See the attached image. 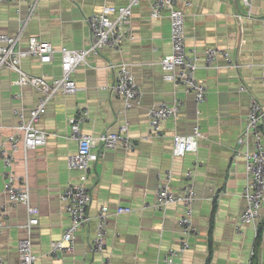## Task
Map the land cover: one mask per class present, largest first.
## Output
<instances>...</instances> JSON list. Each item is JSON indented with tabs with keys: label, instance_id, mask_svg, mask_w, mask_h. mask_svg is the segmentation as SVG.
Returning <instances> with one entry per match:
<instances>
[{
	"label": "crops",
	"instance_id": "0c3cea01",
	"mask_svg": "<svg viewBox=\"0 0 264 264\" xmlns=\"http://www.w3.org/2000/svg\"><path fill=\"white\" fill-rule=\"evenodd\" d=\"M185 1L191 3L185 5ZM128 0H40L20 35L18 48L24 50L28 38L35 36L50 42L57 50L53 60L42 64L36 57H24L22 70L31 75H45L49 80L61 76L59 49H80L89 42L85 18L100 13L104 5H125ZM185 10L184 34L188 53L196 54V76L207 88V97L196 115L193 94L182 85L174 86L162 78L161 58L170 53V22L166 11L158 18L150 16L149 0H139L132 15L122 25L126 37L121 51L104 47L90 54L87 64L73 74L77 84L74 94H56L36 126L47 131L46 143L14 152L12 166L25 174L29 183L30 203L39 209L38 225L30 235L36 264H163L162 256L178 246L181 239L178 219L181 203L160 210L153 206L157 185L170 173V189L178 192L186 183L184 171L194 167L190 181L196 192L193 223L196 233L189 238L187 252L177 257L180 264H264V200L256 227L247 226L241 234L234 224L244 208L245 144L237 139L244 134L246 114L252 100L264 109V0H179ZM27 16V3L0 1V32L17 35L20 19ZM219 47L228 51L235 66H227L218 54L207 65L204 50ZM126 60L141 90L138 102L125 112L122 99L108 87L113 81L109 62ZM18 74L0 70V144L8 146L7 137L18 119L13 109H29L41 97L30 85H18ZM244 88V90L241 89ZM180 102L175 118L161 126V134L146 138L150 125L149 107L165 102ZM87 109L82 131L98 136L105 131L119 132L126 125L135 143L132 150L122 147L105 150L89 166L87 184L91 203L89 222L76 232L70 249L49 256L51 242L62 237L68 223L60 195L65 187L78 181L79 172L69 169L67 155L77 150V141L69 137L68 119ZM198 123L202 138L195 152L183 157L172 155L173 135L191 133ZM240 152L241 154H237ZM195 165V166H194ZM5 171L0 158V213L4 227L0 232V256L9 263L17 261L18 240L26 236L27 221L23 204H12L3 190ZM107 205L108 220L104 254L92 253L89 244L94 236L96 214ZM144 204L146 207H144ZM117 206L129 207V213L114 214ZM259 244L256 245L258 229Z\"/></svg>",
	"mask_w": 264,
	"mask_h": 264
},
{
	"label": "built area",
	"instance_id": "2783aa9c",
	"mask_svg": "<svg viewBox=\"0 0 264 264\" xmlns=\"http://www.w3.org/2000/svg\"><path fill=\"white\" fill-rule=\"evenodd\" d=\"M1 1V0H0ZM15 2L24 1L27 3V16L20 19V28L17 35H9L0 32V70L9 69L18 74L15 81L18 85L33 86L41 95L35 105L29 109L27 118L23 110L13 109L17 116V123L13 132L7 137L8 146L0 144V158L3 160L5 171L3 177V190L12 204L20 203L25 206L27 221L23 225L26 236L18 240L17 261L9 263L0 256V264H36V256L32 252L31 228L38 225L39 209L30 203L29 183L27 175L17 174L12 166L14 152L21 144L27 149H35L46 143L48 132L36 126V123L46 112L47 105L53 97L58 94H74L78 87L73 79L76 69L87 64V57L90 54L99 53L104 47L115 51H121V43L126 37L122 25L132 15V7L139 3V0H128L125 5H104L98 14H92L85 18L89 28L90 42L86 47L80 49H68L61 47V76L47 79L45 75H31L25 73L21 68V60L24 57H36L40 63L45 64L53 60L57 51L50 42L40 40L35 36L28 38L27 48H18L20 35L30 18L35 13L40 0H11ZM250 4L251 0H242ZM179 0H149L150 16L158 18L166 11L170 22V53L163 56L159 62L162 78L174 86L182 85L186 92L193 94L197 110L196 115H201V105L207 97L206 85L197 78V57L196 54L188 53L185 46L184 17L185 10L178 7ZM190 6L189 1H185ZM207 65L209 66L216 56L220 54L227 66H235L227 50L219 47H210L204 50ZM132 64L126 60L109 62L107 68L113 72V81L108 89L110 93L124 102L125 112L130 106L139 101L141 90L131 70ZM264 85V76L262 77ZM244 90L243 87H241ZM180 107V102L174 100L172 104L165 102L157 103L147 110V117L150 125L146 138L157 137L161 134L162 124L170 117L175 118ZM87 109L79 111L75 116L68 119L70 127L69 137L77 141V150L67 155L66 161L69 169L79 172L78 181L65 187L60 195L64 211L68 216V223L62 233V237L51 242L48 252L49 256L55 257L57 252L63 249H70L74 244L76 232L85 226L90 218L87 208L91 203V195L87 184L89 166L94 164L101 154L108 149L122 147L125 150H132L135 143L127 133L126 125L120 127L119 132L105 131L98 136H93L82 131V122L87 118ZM200 125L196 123L191 133L173 135L172 155L183 157L187 153L195 152L198 142L202 138ZM238 144H245L243 151L245 186L243 189L244 208L235 221L234 230L241 234L247 226L256 227L261 218L262 204L264 200V109L254 100L251 101L246 114V125L243 136L237 139ZM237 154H241L238 152ZM195 166V165H194ZM194 177V167L184 171L186 183L178 191L170 189V173H167L157 185L155 201L153 206L163 210L174 203L183 205V214L178 219L181 239L178 246L166 251L161 260L163 264H180L177 257L183 255L190 247L189 238L196 233L193 223V203L196 199V192L190 181ZM144 207L146 205L144 204ZM131 208L117 206L114 214L129 213ZM3 213H0V232L4 227ZM111 212L105 204L100 205L96 214V226L94 236L89 244L92 253L104 254L106 249V234L108 220ZM101 264H106V257L103 256Z\"/></svg>",
	"mask_w": 264,
	"mask_h": 264
},
{
	"label": "trees",
	"instance_id": "16d2710c",
	"mask_svg": "<svg viewBox=\"0 0 264 264\" xmlns=\"http://www.w3.org/2000/svg\"><path fill=\"white\" fill-rule=\"evenodd\" d=\"M260 237H261V228H259L257 232L256 241H255L256 245L259 244Z\"/></svg>",
	"mask_w": 264,
	"mask_h": 264
}]
</instances>
